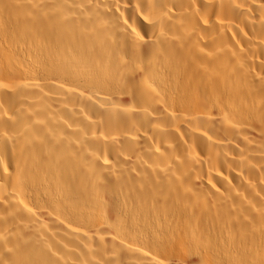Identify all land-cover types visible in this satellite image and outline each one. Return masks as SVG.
Segmentation results:
<instances>
[{"label":"bare ground","instance_id":"6f19581e","mask_svg":"<svg viewBox=\"0 0 264 264\" xmlns=\"http://www.w3.org/2000/svg\"><path fill=\"white\" fill-rule=\"evenodd\" d=\"M0 264H264V0H0Z\"/></svg>","mask_w":264,"mask_h":264}]
</instances>
